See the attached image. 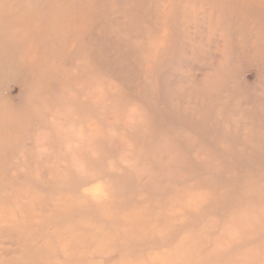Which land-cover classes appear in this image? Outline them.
<instances>
[{
	"label": "rangeland",
	"instance_id": "1",
	"mask_svg": "<svg viewBox=\"0 0 264 264\" xmlns=\"http://www.w3.org/2000/svg\"><path fill=\"white\" fill-rule=\"evenodd\" d=\"M0 264H264V0H0Z\"/></svg>",
	"mask_w": 264,
	"mask_h": 264
}]
</instances>
